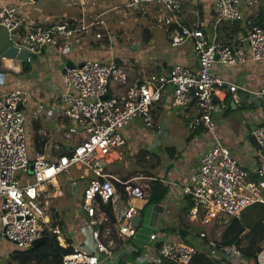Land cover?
Listing matches in <instances>:
<instances>
[{"label":"built area","instance_id":"2783aa9c","mask_svg":"<svg viewBox=\"0 0 264 264\" xmlns=\"http://www.w3.org/2000/svg\"><path fill=\"white\" fill-rule=\"evenodd\" d=\"M78 7L76 18L32 26L23 24L19 4L0 5V25L6 29L10 44L25 48L36 56L51 47L59 54L73 52L82 46L90 30L106 31L102 12L91 15L87 10L92 0H59ZM95 1V0H94ZM193 21L183 25L179 20L178 0H123L124 7L140 9L156 4V24L163 28L172 47L190 41L196 67L173 64L160 73H149L117 93H108L110 81L124 85L127 75L116 58H84L62 73V83L55 89L59 118L66 142L50 144L46 136L36 140L32 152L27 146L25 120L30 93L23 88L0 92V239L13 248L26 250L39 237L55 236L58 246L70 247L62 264H114L118 241L120 245L134 237L137 226L131 218L139 214L140 205L150 194L152 177L122 178L108 166L120 159L119 149L126 145L121 130L134 119L146 128L155 127L156 104L169 91L167 104L183 112L191 129H211L214 112L223 111L224 91L232 96L245 91L264 95V88L249 90L245 86L219 76L214 64L239 66L249 61H264V10L262 26L246 20L240 6L254 5L257 0H212L210 12L217 22H241L245 35L221 42L215 34L207 38L199 27V0H190ZM115 6V5H114ZM98 26V27H97ZM108 35V32H106ZM71 46L73 49H70ZM81 66H78L79 64ZM1 80V77H0ZM106 95V98L102 96ZM20 106V107H19ZM40 110L38 106L37 111ZM158 132L161 126L155 127ZM259 152L264 151V115L250 132ZM145 153L144 158L150 159ZM31 165V170L29 166ZM74 168L73 175H66ZM253 179L222 142L214 137L210 147L200 154L196 167L185 181L168 182L177 186L180 197L190 201L186 212L189 223L206 226L215 221L225 224L254 202H264V167ZM68 195L79 197L76 210L85 216L87 246L69 243L74 231L66 229L52 202ZM198 235L205 238V232ZM138 264H192L197 249L173 234L150 231ZM153 242V244L151 243ZM208 245H214L209 241ZM123 256L136 248L123 247ZM220 255H208L215 264H248L240 247L231 244ZM137 258V257H136ZM257 264H264V247L256 255ZM125 264H134L126 261Z\"/></svg>","mask_w":264,"mask_h":264},{"label":"crops","instance_id":"0c3cea01","mask_svg":"<svg viewBox=\"0 0 264 264\" xmlns=\"http://www.w3.org/2000/svg\"><path fill=\"white\" fill-rule=\"evenodd\" d=\"M36 1L37 0H0V5L19 4L21 6L19 10V17L23 24L27 23L32 26H36L57 21H53L54 19H51V12L42 13V11H39L35 4ZM106 1L107 0H92V3L88 5L87 10H90V12H94L93 10L95 9L103 10L109 4ZM178 1L181 5L179 20L185 26L191 25L193 15L191 13L192 4L190 0ZM211 2L212 0H199V25L202 26L203 33L207 38H210L213 34H215L217 40L221 42L236 40L238 35L231 34V28L228 24H225L224 22L216 23V18L209 9ZM157 7L156 4L150 5L147 8V13H149V9H151L154 14H156L153 8L157 9ZM240 10L246 20H250L252 22L256 21L258 18L260 19V13L264 10V0H257L256 4L250 6L241 4ZM95 13H97V11H95ZM154 14L153 18L155 17ZM41 21H43V23H39ZM240 24L243 25L241 22ZM147 36L149 37L150 33H147ZM147 36L146 39L148 38ZM0 45H2V42ZM138 50L139 47H136L133 52ZM138 55L144 65L147 66L140 68L126 64L124 67L122 66L127 75L126 81L124 85H119L116 81L111 80L108 88L109 94L122 91L142 76L149 73H160L173 64H185L191 68H195L197 64L195 56L192 53V45L190 41L176 46L175 48L172 46L171 48L156 47V49L152 46L140 48ZM89 57L106 59L107 55L103 56L102 52L88 49L86 43H83L82 46L75 47L73 52H68L66 54H59L55 52L53 48L48 46L44 49L42 55L37 56V59L30 63L27 69L21 70L19 73H13L11 71L2 72L3 75L0 80V92L14 88H23L30 93V103L28 104L29 108L26 110L25 131L26 136L31 134L34 140L33 148H29L31 152L35 150L37 146L36 140L42 136H46L47 141L50 144L62 145L66 142L63 137L64 132L60 129L62 126L60 119H54L56 116L54 109L58 106V102L54 94L55 89L59 88L62 83V68L67 61L78 63L82 59ZM74 59L77 60L74 61ZM214 69L219 76L230 80L239 86H245L249 90L254 91L264 88V61H249L246 64L239 66H221L215 63ZM166 93L169 94L168 89ZM167 94L164 95L160 102L156 104V107L161 108L162 106H168ZM221 97H223L226 105L228 104L230 106V110L224 109L223 111L214 112L211 118V129L208 132L209 134L207 135V138L205 141L196 140L198 144L197 151L193 146L195 141H191L193 152H191L190 156L184 160L180 156V151H178L179 153L175 149V153L172 152V150L169 152L167 151L168 155L171 152V156H173L171 162H173L174 167L168 168V166H166V169L162 172L164 177L160 179H164L169 183L177 182V184L185 181L188 174L196 167L200 154L210 147L212 138L214 137L218 138L222 144L228 148L231 154L238 160L239 164L246 169L249 176L253 179L259 178L257 170L261 166L264 167V164L261 161V158L264 159V156L261 152H259L250 132L254 126L261 122L264 115V95L258 96L239 90L234 97L228 91H224L221 94ZM38 106H40L39 111H37ZM239 110L242 111L238 112ZM236 112L238 113L236 114ZM160 115L161 112L158 115V119ZM183 120L184 125L187 126L186 119L183 118ZM135 123L136 121L133 120L121 130L122 134L125 136L126 145L132 149V153L138 150L150 153L151 157H155L156 159L153 163L158 165L159 157H156L152 151L155 150L153 141L156 138L151 134V132L167 135V129L162 125L161 131L158 132L155 127L159 125L156 122L153 129L148 128L149 132L148 130L140 132V129L136 128ZM129 138L131 139L129 140ZM137 148L139 149L136 150ZM169 187L170 190L164 202L156 204L158 209L156 210L155 217H153L152 221L149 219L148 210L145 211L147 213L146 217L148 218L149 226L152 224L155 225V220L164 216V207L176 204L180 207V209L182 208L183 197H180L178 194V189L176 188L177 186L170 185ZM143 205V203L140 204L141 207ZM75 216L77 221L76 225L80 230L78 236L79 242L77 244L85 247L87 246V240H85L87 238V229L82 227V224L85 221V216L78 210H76ZM142 218L143 217H141V221ZM150 231L154 230H148V232ZM155 231L158 230L156 229ZM132 238L124 242L123 245H120L121 241H118L117 252L115 253L117 257L120 256V259L124 257L126 258V261L131 260L129 256H123L124 254L122 250H124L123 247L129 246V242ZM70 243L75 244L76 242H74L73 239H70ZM12 250L13 246L11 245L8 251L0 250V255L5 257ZM120 259L115 260L114 264L119 262ZM129 262L134 263L133 261Z\"/></svg>","mask_w":264,"mask_h":264},{"label":"rangeland","instance_id":"374dc122","mask_svg":"<svg viewBox=\"0 0 264 264\" xmlns=\"http://www.w3.org/2000/svg\"><path fill=\"white\" fill-rule=\"evenodd\" d=\"M106 2L109 4L105 9H95L93 10L94 12H91V15H95V11H97V13L103 11L101 17L105 21L104 28L106 29V31H104L102 27L90 30V32L83 38V42L86 43L88 49L102 52L103 56L107 55V58L110 56L116 58L117 60H119L120 58L119 63H122L123 67L126 64L134 66L136 68H140L147 66L144 65L138 55L140 48L151 46L154 47V49H156V47L171 48L167 41V36L164 32V29L157 26L156 18H153L154 12L151 9H149V13L143 14L140 9L137 10L132 7H124L123 0H107ZM35 4L38 10L42 11V13L51 12V19H54L53 21H62L68 18H76L78 16L77 6L71 4L66 5L65 2L59 0H37ZM153 10L156 9L153 8ZM39 23H43V21ZM106 32H108V35L106 34ZM147 33H150L149 37L147 36ZM146 36L148 37L147 39ZM76 46L78 47V44ZM136 47H139V50L133 52ZM175 47L176 46H174V48ZM70 49H73V47L71 46ZM76 60L77 59H74V61ZM240 111L242 110H239L238 112ZM160 112L161 115L158 119V115L160 114ZM238 112H236V114ZM153 114V119L155 121L154 123L157 122L159 126L163 125L168 131L167 135L151 132V134L156 138L153 141L155 150L152 151L156 155V157H159V163L157 166L155 165L154 168L151 167L153 166L152 164H155L153 163L156 160L155 157H150V159L148 160L145 158L142 159V153H140L143 152L142 150H138L139 148H137L136 150L138 151H134L132 153V149L125 145L124 147L119 149V152H121L120 159H116L111 165L108 166L111 171H114L124 179L132 178L135 176L149 177V174L155 175L158 178H163L164 174L162 172L166 169V166H168V168L174 167L173 162H171L172 158H170V156L168 155L166 148H173L177 150V152L180 151V156L184 160L185 158L190 156L191 152H193L191 141H195L193 146L197 151L198 144L196 140L205 141L207 135L209 134V130L201 129L199 133L188 137L193 132V129H191L189 126L184 125V120L182 118L183 112L178 108H172L167 105L162 106L161 108L156 107ZM134 121H136V128L140 129V132H143L145 130H148L149 132V129H146V127L140 120L134 119ZM130 139L131 138H129V140ZM26 142L28 148H33L34 140L31 134L26 136ZM261 161L264 164V159L261 158ZM143 168L146 169L143 170ZM73 171L74 168L70 169L69 173H67L66 175L72 176ZM79 199L80 198L78 196L70 197L68 195H65L64 197L52 202V206L55 207L58 211L59 217L63 221L65 228L74 231L75 234L72 239L76 243L79 242L78 236L80 232L79 227H77L76 225L77 221L75 216L76 205ZM134 203L140 205L141 203H143V201L136 200ZM157 209L158 207L156 206V204H151L146 207L145 211L148 210L147 212H149L148 216L150 221H152L153 217H155ZM163 209L164 216L159 217L157 219L158 221L155 220V225L152 224L151 226L148 225V218L146 217L147 213L144 211L137 234L134 235L132 240L129 242V245L135 246L136 249L138 248L140 250V253L136 255L137 258L128 261H133L135 264H138L140 262V255L144 251L143 246L145 244H148V230L157 229L158 231H160V229L166 226L185 228L189 233H199V231H204L205 238L208 242H216L217 240H219L220 233L225 226L224 222L218 221H215L214 223L208 224L206 226H201L200 224L196 223H189L186 219V213H182L180 207L176 204L169 205L168 207H164ZM61 235L66 239H69V236L66 235L65 231H62ZM188 237H190V235H188ZM151 243L153 244V242ZM10 247L11 244L8 241L0 239V250L8 251ZM136 249L134 251H136ZM8 255H6L5 257H2V255H0V264L9 263L8 259L6 258L8 257ZM246 262L248 264H251V261L247 258ZM10 264L17 263L15 261H11ZM104 264L108 263L104 262Z\"/></svg>","mask_w":264,"mask_h":264},{"label":"trees","instance_id":"16d2710c","mask_svg":"<svg viewBox=\"0 0 264 264\" xmlns=\"http://www.w3.org/2000/svg\"><path fill=\"white\" fill-rule=\"evenodd\" d=\"M68 19L70 20L71 18ZM253 22L262 26L261 16L260 19L258 18ZM224 23L230 26L232 35H238L244 30V26L241 25L240 22ZM199 27L200 29H203L201 25H199ZM225 109L230 110V106L227 104ZM201 129H204V127L200 126L199 128L193 129V132L188 137L199 133ZM170 150L175 153L173 148L167 149L168 152ZM140 153H142L141 158L143 159L145 151ZM169 156L173 159L171 152L169 153ZM152 165L153 166L151 167L154 168L157 164ZM145 169L146 168H143V170ZM148 176L152 177L149 181L150 194L139 210V215L141 217L148 205L163 203L170 190V187L167 184H164L160 178L151 174ZM260 195L264 200V188L260 190ZM189 207L190 201L187 198H183L181 212L185 214ZM140 224L141 222H139L137 230L138 227H140ZM157 232L160 234L164 233L165 235L173 234L178 236L185 243L193 245L197 249V254L194 255L192 264H215V262L210 260L208 254L215 256L220 254L222 256L223 252L221 249L231 244L239 246L241 254L245 259H249L251 264H257L256 255L264 247V202H254L247 206L240 213L238 218H231L228 223L225 224L220 233L219 240L214 242V245H208L206 238L200 237L198 233H189L185 228L164 226V228ZM188 235H190V237H188ZM67 242L70 243V239L67 238ZM216 245L219 246L218 249H216ZM68 252H70V247L62 248L58 246L55 236L46 235L45 242L42 245L26 250L13 248L6 258L9 261L8 264H10L11 261H15L17 264H62V256ZM138 253H140V250L137 248L136 251H133L129 255L131 260L136 258ZM219 259H223V257Z\"/></svg>","mask_w":264,"mask_h":264},{"label":"water","instance_id":"95a60500","mask_svg":"<svg viewBox=\"0 0 264 264\" xmlns=\"http://www.w3.org/2000/svg\"><path fill=\"white\" fill-rule=\"evenodd\" d=\"M30 1V0H24ZM243 35H245V31H243ZM0 77L3 75L2 72L11 71L13 73H19L21 70H25L29 67L31 62H34L37 59V56L33 53H29V51L23 47L18 48L17 46L10 44L8 40L7 31L0 25ZM80 63L78 66H81ZM74 67V63L71 61H67L63 68L62 73H64L66 68ZM102 98H106V95L102 96ZM20 107V106H19ZM187 123V122H186ZM261 154L264 155V151H261ZM29 170H31V165L29 166ZM141 222V216L139 214L134 215L131 218V224L133 226H137ZM45 242V237H39L33 241L31 246L28 249L36 248L42 245ZM219 246L216 245V249ZM223 248L221 249V251ZM116 264H125V258L122 257L119 262Z\"/></svg>","mask_w":264,"mask_h":264}]
</instances>
